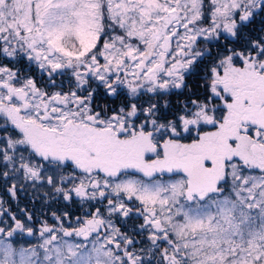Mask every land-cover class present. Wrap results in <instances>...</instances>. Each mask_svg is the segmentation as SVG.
<instances>
[{
  "label": "snow or ice",
  "instance_id": "1",
  "mask_svg": "<svg viewBox=\"0 0 264 264\" xmlns=\"http://www.w3.org/2000/svg\"><path fill=\"white\" fill-rule=\"evenodd\" d=\"M0 264H264V0H0Z\"/></svg>",
  "mask_w": 264,
  "mask_h": 264
}]
</instances>
